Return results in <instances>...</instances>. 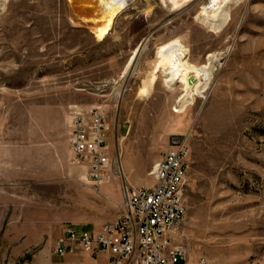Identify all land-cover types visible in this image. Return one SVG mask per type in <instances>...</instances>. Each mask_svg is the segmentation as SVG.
I'll return each instance as SVG.
<instances>
[{
    "label": "rangeland",
    "instance_id": "obj_1",
    "mask_svg": "<svg viewBox=\"0 0 264 264\" xmlns=\"http://www.w3.org/2000/svg\"><path fill=\"white\" fill-rule=\"evenodd\" d=\"M3 1L0 264H26L66 226L98 230L115 220L123 185L153 184L171 134L190 138V264H264V0H233L219 28L202 22L209 0H135L102 41L71 22L87 11L83 0ZM172 47L195 65L216 58L210 90L184 114L175 106L198 76L160 72ZM154 71V87L141 94ZM97 105L111 123L116 163L95 187L61 140L68 113Z\"/></svg>",
    "mask_w": 264,
    "mask_h": 264
},
{
    "label": "built area",
    "instance_id": "obj_2",
    "mask_svg": "<svg viewBox=\"0 0 264 264\" xmlns=\"http://www.w3.org/2000/svg\"><path fill=\"white\" fill-rule=\"evenodd\" d=\"M110 133V120L100 105L69 113L71 162L85 169L84 181L95 187L109 179L116 163ZM190 156L189 135H169L167 148L151 171L153 184H124L115 220L98 230L66 226L53 253L63 257L85 251L104 255L112 264H190L191 246L184 231Z\"/></svg>",
    "mask_w": 264,
    "mask_h": 264
},
{
    "label": "bare ground",
    "instance_id": "obj_3",
    "mask_svg": "<svg viewBox=\"0 0 264 264\" xmlns=\"http://www.w3.org/2000/svg\"><path fill=\"white\" fill-rule=\"evenodd\" d=\"M2 1V0H1ZM5 1V0H4ZM3 1V2H4ZM84 5L87 7L84 10V15L77 18H71V22L74 25H89L96 38L100 41L105 40L111 32L114 30L116 20L118 16L135 0H83ZM177 2H183L185 0H175ZM233 0H209L203 13L206 14L202 18V22L206 25L219 28L228 19L229 11L228 5ZM2 2V4H4ZM70 5L74 0H69ZM1 3V2H0ZM180 4V3H179ZM83 5V4H82ZM83 5V6H84ZM73 6V5H72ZM211 13V14H210ZM142 46L137 47L131 57L129 58L125 69L124 75L131 74L135 70V64L137 56L141 51ZM186 49L183 47H172L168 51L167 61L163 60L160 72L169 73L170 77H179L185 79L190 75L198 76V80L188 85L185 93L179 98V105L175 106L174 111L178 114H184L189 107V104L194 99L195 94L204 96L211 88L212 80L214 78V67L211 69L212 58L214 54H210L209 62L202 65L192 64L187 60ZM214 59H216L214 57ZM169 62L174 64L169 65ZM158 78L157 72H152L143 79V84L140 88V93L148 95L151 88L154 87ZM124 156V154H123ZM124 169V168H123ZM153 170V169H152ZM127 169L125 168L126 172ZM127 174L128 171L126 172ZM151 176V172L149 173Z\"/></svg>",
    "mask_w": 264,
    "mask_h": 264
},
{
    "label": "crops",
    "instance_id": "obj_4",
    "mask_svg": "<svg viewBox=\"0 0 264 264\" xmlns=\"http://www.w3.org/2000/svg\"><path fill=\"white\" fill-rule=\"evenodd\" d=\"M68 119H69V113L68 115L65 116V119H64V131H63V135H62L63 138L61 142L63 143V146L67 151V157H68L69 162L72 165L81 168L85 176V173H86L85 169L71 162V152H70V148L68 145V126H67ZM166 148H167V145H166ZM56 239L52 244H49V245L47 244L45 248L38 251L31 260L27 261L26 264H112L110 263L108 257L104 255L92 256L88 252L85 253V252L78 251L75 253L67 254L66 256H63V257L57 256L53 253Z\"/></svg>",
    "mask_w": 264,
    "mask_h": 264
}]
</instances>
